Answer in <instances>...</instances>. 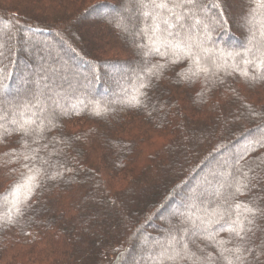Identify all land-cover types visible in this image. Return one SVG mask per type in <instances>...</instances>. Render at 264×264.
<instances>
[{"label": "trees", "instance_id": "16d2710c", "mask_svg": "<svg viewBox=\"0 0 264 264\" xmlns=\"http://www.w3.org/2000/svg\"><path fill=\"white\" fill-rule=\"evenodd\" d=\"M201 2L173 15L149 0H0L15 39L58 43L94 92L70 95L65 71L25 70L0 43V264H264V8ZM187 36L191 54L163 40ZM103 68L128 92L108 93ZM33 83L55 90L35 101Z\"/></svg>", "mask_w": 264, "mask_h": 264}, {"label": "rangeland", "instance_id": "374dc122", "mask_svg": "<svg viewBox=\"0 0 264 264\" xmlns=\"http://www.w3.org/2000/svg\"><path fill=\"white\" fill-rule=\"evenodd\" d=\"M221 4H222V6H224V4L222 2H221ZM116 6H117L116 9H118L121 13H123L125 15V13H126L125 10L121 6H119L118 3L116 4ZM127 7H131V4H130V6L128 5ZM206 9H205L204 12H201V13H202V16H204L205 19H208L212 15L209 12V10H211V7L209 6V4H207V8ZM107 13H109V11H104V10L103 11H99L98 13H93V14L89 15L88 20L92 22V21L96 20L99 16L106 15ZM109 14L111 15V13H109ZM112 16L114 18H117V14H114ZM11 30H12V28L9 29L8 27L5 29V26H4L3 22L0 23V43L1 44L2 43H5V44H7V43L9 44L10 43V44H12L11 51H15V50L19 49L22 52L21 57L25 61V66H23V68L25 67L24 68L25 70H27V66H29L30 64L32 65L33 62H36V64L38 65V69L39 70H43L42 72H44L46 69L51 70V71L52 70L65 71V73L68 76V80L67 81H69V83L68 84H64L63 83L65 85V86H63V90H66V92H68L70 95H79L81 93H87V94H90L91 96L94 95L93 89H89L90 87L86 88L85 85L82 84V82L85 83V81L88 80V78L86 76L89 74V71H91V70H89L87 68H84V70L80 69V70H83L80 73V72H78V70L74 69L72 66H74V62H76V61L73 60V57H71L70 55L66 54L64 49L58 43L57 44H52L47 39L39 38V37H37V35H35V37H33V38L28 39L29 37L26 36L24 33L23 34L18 33L16 35V39H15V37L13 36V32L14 31H11ZM235 36H237V35L235 34ZM237 37H238L237 39H238L240 44L241 43H243L244 45L246 44L247 41H246V38L243 35L238 34ZM25 41H30L31 43L35 44V46L39 45V44H42V45H45V46L49 45L50 47H52L53 53L50 56V59H49V57H48V59L43 57L44 55H42V53H37V54L34 53L33 55H30L29 52L25 48H23V49L19 48L21 44L25 43ZM225 41H227V43H229V44H232L234 47L239 45V43L234 44V43H232L231 41H229L227 39ZM221 43L225 44V42H223V41ZM43 58H45V59H43ZM102 71H103L102 72V76H103V81H104L103 83L106 86L105 89L107 90L108 93H113V94L118 93V94H120L121 92H123V93L128 92V89H126L124 85L116 83L114 78H112L113 77L112 76L113 71L111 72V70L109 68H103ZM124 72H125V70H124ZM37 75H39V73H37ZM113 80H114V83H113ZM49 85H45L44 83H41V84L40 83L39 84H37V83L34 84L33 83V85L31 87H32V90H34V93H35V101L38 100L37 98L42 96L41 94L46 93V92L48 93V91L55 90L53 87H51V85L50 86ZM28 86H29L28 81L24 82L22 87H21V90H19L18 94L20 96H22L26 92V88ZM49 94L53 96V93L49 92ZM103 96H104L103 94H100L97 97H103ZM16 97L17 96H15V98ZM214 164L223 165V164H225V161H224V159L222 157H219V158H217V160H216V162ZM196 185H197V183L194 180V181L191 182L190 187L191 188H195ZM187 191L185 193V196L187 195V197H188L189 194H191V193H189V188H187ZM186 199L187 198L185 197V199H180V200H183L182 203H185ZM179 207L183 208V204H180ZM143 247L144 246H143V243H142L141 247H140V250L143 249ZM117 264H118V262H117ZM119 264H134V260L132 258H130V260L121 261Z\"/></svg>", "mask_w": 264, "mask_h": 264}, {"label": "snow or ice", "instance_id": "6c2138e0", "mask_svg": "<svg viewBox=\"0 0 264 264\" xmlns=\"http://www.w3.org/2000/svg\"><path fill=\"white\" fill-rule=\"evenodd\" d=\"M141 2L143 3V0H141ZM149 3H151L153 5L154 8L156 9H161V10H167L168 12H171L173 15H175L174 9L179 5L181 8H186L187 12L189 14H192L194 12H199V11H203L205 8V5H203V3L201 2V0H149ZM260 7L264 8V0H262ZM183 15V14H182ZM157 17L160 16V13L156 14ZM156 17H154L155 19ZM178 20L180 19L179 17L177 18ZM199 22V21H197ZM160 23H163L165 25L168 26V28H171L172 25L169 23L168 20L166 19H162L160 20L158 23H156L154 25V30L157 32H161V28H160ZM164 31H167V29H164ZM169 35H171V33H169ZM164 42L167 44L168 47H173V48H177V49H183V48H187L189 54H191V43H186V41H190L191 37L187 36L185 37V40H177L175 43H173L172 41H169L167 39V37H163ZM157 51H159V49H156ZM231 55V54H229ZM237 55H239V53H237ZM197 63H199V61H196ZM247 185L244 184L242 186L236 187L235 192L236 193H240L243 194V191L245 189H247ZM248 211H252L251 209H247ZM253 215H255V212H253ZM223 217L221 216V219ZM248 223L251 224L252 221L248 220ZM195 226V225H194ZM227 230L230 233H235L236 236L240 237L241 239H243V236L241 235L246 229H245V225L243 221L240 220H232L231 224L229 225V227L227 228ZM250 230V229H249ZM208 238V237H205ZM173 242L176 241L175 236L172 237ZM217 243H224V242H217ZM187 247V245H185V248ZM209 260H211V257H208ZM229 264H231V261H229Z\"/></svg>", "mask_w": 264, "mask_h": 264}]
</instances>
